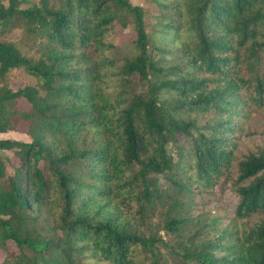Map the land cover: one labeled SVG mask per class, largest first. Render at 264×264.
<instances>
[{
    "label": "trees",
    "instance_id": "obj_1",
    "mask_svg": "<svg viewBox=\"0 0 264 264\" xmlns=\"http://www.w3.org/2000/svg\"><path fill=\"white\" fill-rule=\"evenodd\" d=\"M23 1H0V132L30 137L0 138V264H264V0H151L150 29L132 0Z\"/></svg>",
    "mask_w": 264,
    "mask_h": 264
},
{
    "label": "rangeland",
    "instance_id": "obj_2",
    "mask_svg": "<svg viewBox=\"0 0 264 264\" xmlns=\"http://www.w3.org/2000/svg\"><path fill=\"white\" fill-rule=\"evenodd\" d=\"M5 4H8V0H0ZM133 3L136 4H141L144 8H145V12H146V20H147V24L149 26V29L152 27V25L154 24V22L156 21V14L158 13V8L157 6L151 1V0H132ZM29 4H31L30 0H24L22 6H28ZM130 30L131 29H127ZM20 36V30L19 29H15L12 30V32L8 35V37L12 38V39H18ZM15 73V78L12 79V86L13 87H18V86H23L24 84H37L36 79L25 73L24 71H14ZM263 123H264V116H260V118ZM5 137H9V138H16V139H20V140H29L30 137L23 132H19V131H7V132H0V138H5ZM131 217V215H130ZM154 223L158 221V217H154L153 219ZM144 232H148L149 227L146 226L145 224L141 227ZM160 235L163 236L166 240H170L171 242L174 241L173 238H171V236L167 235L163 230L160 231ZM9 249L13 250L16 249V246L12 243L9 242ZM6 255V251L5 250H0V261H2L4 259ZM139 258L140 259H144L143 258V253L141 252L139 254ZM166 264H170L169 262Z\"/></svg>",
    "mask_w": 264,
    "mask_h": 264
}]
</instances>
